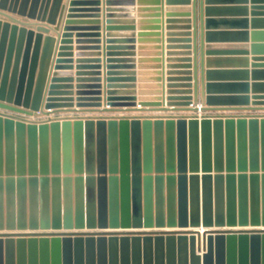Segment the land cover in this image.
<instances>
[{
	"label": "water",
	"instance_id": "95a60500",
	"mask_svg": "<svg viewBox=\"0 0 264 264\" xmlns=\"http://www.w3.org/2000/svg\"><path fill=\"white\" fill-rule=\"evenodd\" d=\"M226 1L200 0L199 92L197 1L163 0L168 12L186 15L166 19L162 96L151 103L138 96L134 47H115L110 33L104 85L100 58L77 59L76 85L61 75L74 67L64 45L69 31L89 23L76 6H91L98 29V0H53L59 14L51 22L57 30L64 23L54 57L51 37L40 45L47 24L38 26L34 46L35 32L25 27L9 46L11 24L0 18V264H264V112H257L264 110V63L253 58L252 70L206 66V56L224 47L247 54L246 44L211 40L225 31L209 27L216 23L209 13ZM121 2L119 22L129 30L136 0ZM251 2L253 27L263 25L264 1ZM39 4L0 0V14L36 18ZM106 12L111 30L114 11ZM177 22L183 33L170 31ZM263 34L252 31L254 39ZM172 36H185V49H173ZM86 62L97 69L91 78ZM153 110L170 112L125 113Z\"/></svg>",
	"mask_w": 264,
	"mask_h": 264
},
{
	"label": "crops",
	"instance_id": "0c3cea01",
	"mask_svg": "<svg viewBox=\"0 0 264 264\" xmlns=\"http://www.w3.org/2000/svg\"><path fill=\"white\" fill-rule=\"evenodd\" d=\"M99 4L97 7L98 12V19L100 24L98 29H92V25L90 23L91 13L87 12L89 9H91L90 5H78L76 7L81 10L82 8L86 10L84 12L85 19L89 23L86 24H74L69 31V36L67 40L68 42L64 45L68 46V49L70 51L69 58L72 59V64L74 65L72 70L70 71L71 77H73V84L76 85V79H77V59L79 57H82L87 60L91 59H99V64L102 66L99 71H101V84L104 85L105 83V67H104V57H105V46L107 45L106 41L108 39V33L111 34V39L115 41L112 45H115V47H123L122 45H128V47H134V53H136V59H137V83H138V96L144 101H149L147 103H151L155 101L156 98L162 96V85H163V66H164V60H165V49L168 45V43L165 41L167 36L165 35L167 33L166 27V19L171 15L174 17H184L186 14L184 11H170L168 12L166 7L164 6L163 0H136L135 8L132 9L128 8L130 11V17H127L129 21L134 22V24H130L129 30H123L122 29V23L119 21H123L121 19H125V17L122 16L123 13V7L121 0H112L113 3L111 5H108L106 0H98ZM197 1V13L198 18L196 22V45H197V55H198V83H199V92H201V74H200V59H201V27H200V0ZM264 1V0H259ZM21 2V0H20ZM69 0H62V3H66L68 6ZM257 3V2H256ZM48 4V8L47 7ZM20 5V4H19ZM217 6V10L215 12L209 13L208 18L213 19L216 21L214 25H210V28L225 31V35H216V38H212L211 40L218 43H225V44H237V43H243L248 45L247 47V54H239L240 47H224L221 50L223 51V54L220 55H211L206 56V66L211 67H220V68H240L247 66L250 70H252V63L254 62L253 58H258L261 63H264V48L262 50H256L254 51L252 49V46L255 43H264V34L259 38H253L252 31L253 30H259L264 32V24L254 26L252 25V18L254 16L251 15V7L252 2L249 0L248 4H240V2H237L236 0H228L226 2H222L219 4H214ZM242 5H247V11L242 10L240 7ZM19 7V6H18ZM30 4L29 8L30 9ZM132 7V6H127ZM53 8V0H40L39 6H37L36 10V18L29 17L28 15L20 14L18 11H10L9 9L1 10L0 18L3 21H9L11 24L10 32L8 36V43L10 46V43L14 41V45H17L18 40L20 39L21 35V28L25 27L27 31L34 30L35 36L32 38V45L34 46L35 43L38 40V26L39 25H46L49 27L48 32H44L42 34L40 45L43 47L46 38L51 37L52 39V53L53 57L54 54H56L57 51H60L59 48L61 47L60 40V34L62 33L63 36V25L61 28L57 30L55 20H57L59 10L55 13H52ZM110 8L113 10L114 16H111L113 19H115V23H113V29L108 30L107 29V23L106 19V10ZM47 9V10H46ZM46 10V12H45ZM55 11V10H54ZM3 13V14H2ZM81 13V12H77ZM192 13V12H191ZM259 13H264V9L261 10ZM77 15V14H76ZM52 16V17H51ZM41 17L40 19H38ZM264 17V16H260ZM55 18L54 22L51 19ZM245 18L248 19L247 24L245 22H242ZM78 19V18H75ZM120 19V20H119ZM43 20V21H42ZM90 20V21H89ZM25 23L24 25L21 23ZM14 25H17V28L14 29ZM81 25V26H78ZM134 25V26H132ZM159 25V26H158ZM173 26L170 31H173L174 33H183L185 31V28L183 25V22H177ZM158 28V29H156ZM193 31V29H192ZM241 31H245L246 35L241 34ZM232 33V34H228ZM173 37V36H172ZM185 36H174L172 39H174L173 42H171V46L175 50L185 49L186 43L183 40ZM193 37V36H192ZM128 38L129 43H122L123 40ZM23 47H25V44L27 42V35L23 37ZM194 42L192 41L191 45ZM59 45V46H58ZM231 46V45H230ZM245 49V48H243ZM114 51H117V55L122 53L121 51L124 50H117L114 48ZM115 53V52H114ZM116 55V54H115ZM115 57V56H114ZM121 57V56H116ZM176 58L182 57L180 55L174 56ZM194 57V56H193ZM53 59V58H52ZM14 58H12L11 65L13 66ZM5 65V64H4ZM84 73L87 75L86 77H93V72L97 69H93V62H86L84 63ZM62 72V70H59ZM64 71V70H63ZM87 79V78H86ZM250 81H252L250 79ZM86 83H92V82H86ZM141 102V100H139ZM202 104V98L201 94H199V100L198 105L201 106ZM147 106V107H146ZM142 106L145 108H154L155 106H151L150 104ZM149 106V107H148ZM195 104H193V107ZM163 107V106H159ZM154 111V112H153ZM129 111L125 113L129 114H144V113H167L170 111ZM215 113L216 111H211L207 113ZM217 112L222 113H229V112H251L249 110L244 111H231V110H221ZM257 112H264V110H260ZM93 114V115H99L100 112H85L84 114ZM103 114H110L112 112H102ZM119 113V112H117ZM176 113H190V111H177Z\"/></svg>",
	"mask_w": 264,
	"mask_h": 264
},
{
	"label": "rangeland",
	"instance_id": "374dc122",
	"mask_svg": "<svg viewBox=\"0 0 264 264\" xmlns=\"http://www.w3.org/2000/svg\"><path fill=\"white\" fill-rule=\"evenodd\" d=\"M72 69H73V68H71V69H69V68H65V69H62V72L60 71V73H62V74H61L62 76H67V77H69V76H71L69 70H72ZM63 70H64V71H63ZM73 82H74V81H72L71 83H73ZM66 83H68V82H66ZM66 114L71 115V114H73V113H62V114H57V115H66ZM33 118L42 119L43 117H41V116H36V117H33Z\"/></svg>",
	"mask_w": 264,
	"mask_h": 264
},
{
	"label": "bare ground",
	"instance_id": "6f19581e",
	"mask_svg": "<svg viewBox=\"0 0 264 264\" xmlns=\"http://www.w3.org/2000/svg\"><path fill=\"white\" fill-rule=\"evenodd\" d=\"M202 105V104H201ZM144 106H146V105H144ZM199 106V105H198ZM147 107V106H146ZM149 107V106H148ZM145 108V107H144ZM150 108V107H149ZM138 112V111H137ZM151 112V111H150ZM154 112V111H153ZM62 114V113H61ZM55 114L54 113H52V116H54ZM41 117H45V116H41Z\"/></svg>",
	"mask_w": 264,
	"mask_h": 264
}]
</instances>
